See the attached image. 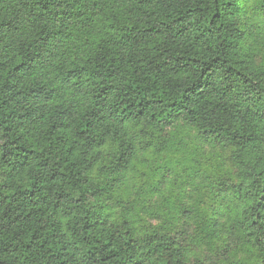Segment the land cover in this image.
I'll list each match as a JSON object with an SVG mask.
<instances>
[{"label": "trees", "instance_id": "1", "mask_svg": "<svg viewBox=\"0 0 264 264\" xmlns=\"http://www.w3.org/2000/svg\"><path fill=\"white\" fill-rule=\"evenodd\" d=\"M263 36L264 0H0V264H264Z\"/></svg>", "mask_w": 264, "mask_h": 264}, {"label": "rangeland", "instance_id": "2", "mask_svg": "<svg viewBox=\"0 0 264 264\" xmlns=\"http://www.w3.org/2000/svg\"><path fill=\"white\" fill-rule=\"evenodd\" d=\"M262 39H264V36L262 37ZM207 148L209 149V147H207ZM168 187L165 189V192L167 191ZM185 200H186V202L188 204H192L194 202V200H195V196L192 195L191 192L188 191V192H186ZM188 230H191V229H188ZM192 232H193V230H192ZM189 250L193 251L192 253L194 255L200 256V255H202L203 253H205L207 251V248L206 247H203L201 250H197L195 247H192L191 246Z\"/></svg>", "mask_w": 264, "mask_h": 264}]
</instances>
